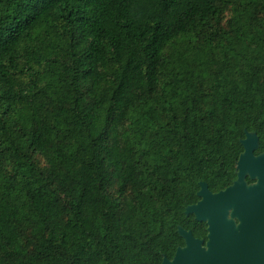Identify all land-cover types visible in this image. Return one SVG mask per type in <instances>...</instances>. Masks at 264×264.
Returning <instances> with one entry per match:
<instances>
[{"label": "trees", "instance_id": "1", "mask_svg": "<svg viewBox=\"0 0 264 264\" xmlns=\"http://www.w3.org/2000/svg\"><path fill=\"white\" fill-rule=\"evenodd\" d=\"M264 151V0H0V264H162L200 183Z\"/></svg>", "mask_w": 264, "mask_h": 264}, {"label": "water", "instance_id": "2", "mask_svg": "<svg viewBox=\"0 0 264 264\" xmlns=\"http://www.w3.org/2000/svg\"><path fill=\"white\" fill-rule=\"evenodd\" d=\"M241 144L234 183L218 193L200 183V200L186 208V216L207 225V241L179 226L185 245L162 264H264V151L256 154V132L245 131Z\"/></svg>", "mask_w": 264, "mask_h": 264}, {"label": "flooded vegetation", "instance_id": "3", "mask_svg": "<svg viewBox=\"0 0 264 264\" xmlns=\"http://www.w3.org/2000/svg\"><path fill=\"white\" fill-rule=\"evenodd\" d=\"M248 183H249V184H252L253 182H252V181H250V180L248 179Z\"/></svg>", "mask_w": 264, "mask_h": 264}]
</instances>
